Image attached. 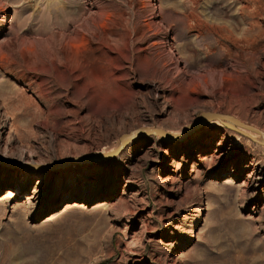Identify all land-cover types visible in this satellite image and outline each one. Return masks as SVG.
<instances>
[{"label":"rangeland","instance_id":"1","mask_svg":"<svg viewBox=\"0 0 264 264\" xmlns=\"http://www.w3.org/2000/svg\"><path fill=\"white\" fill-rule=\"evenodd\" d=\"M202 112L263 131L264 0H0V264H264L260 135Z\"/></svg>","mask_w":264,"mask_h":264},{"label":"water","instance_id":"2","mask_svg":"<svg viewBox=\"0 0 264 264\" xmlns=\"http://www.w3.org/2000/svg\"><path fill=\"white\" fill-rule=\"evenodd\" d=\"M211 119H218L221 123H223L225 126H227L230 129L237 130V126L246 127L253 132L260 135V138H256L253 136H248L253 141H256L260 144L264 145V132L250 124L243 123L236 117L224 114V113H214V112H202L199 116V118L195 121V127L202 126L206 122L210 121ZM149 134H158L161 136H164L166 134L164 131L158 130V129H150V128H144L139 127L135 128L129 132L123 133L118 138V144L117 146L111 150L106 151L103 153H97L94 155H85V156H73L70 158L60 159L56 163H19L18 165L24 167V168H31V169H53L57 167H62L64 165H70L72 163H84L86 161L91 160H101L107 157H111L114 155H117L131 140L141 136V135H149Z\"/></svg>","mask_w":264,"mask_h":264},{"label":"bare ground","instance_id":"3","mask_svg":"<svg viewBox=\"0 0 264 264\" xmlns=\"http://www.w3.org/2000/svg\"><path fill=\"white\" fill-rule=\"evenodd\" d=\"M211 120H213V119H211ZM216 124H217L216 121L211 122V125H213V126H215ZM239 127H242V126H239ZM242 128H245V129H243V131H245L246 133H249L248 130H250V129H248L246 127H242ZM208 129L209 128L207 127L206 130L208 131ZM246 129H247V131H246ZM158 130H160V129H158ZM161 131H163V130H161ZM250 131H252V130H250ZM263 132H264V127H263ZM165 133L166 134H164L163 137L168 138L170 135L167 132H165ZM173 133L179 135V134L182 133V130L181 131H178V132H173ZM24 159L30 160V157L28 156V157H26ZM33 163H35V162L33 161ZM79 167L82 168V169H87L88 168L87 165H84V166L82 165V166H79ZM29 171L30 170L22 169V168L11 169L10 167L0 166V176H3V175H6V176L7 175H15V177L16 176L22 177L23 175H27ZM32 172H34V171H32ZM11 173H13V174H11Z\"/></svg>","mask_w":264,"mask_h":264}]
</instances>
